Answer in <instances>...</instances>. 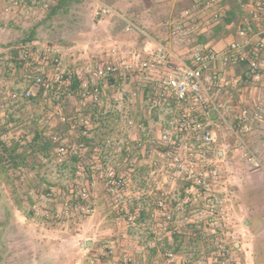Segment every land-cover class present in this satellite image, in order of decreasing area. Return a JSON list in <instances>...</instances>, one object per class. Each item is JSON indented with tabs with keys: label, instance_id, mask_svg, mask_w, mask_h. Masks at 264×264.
Listing matches in <instances>:
<instances>
[{
	"label": "built area",
	"instance_id": "built-area-1",
	"mask_svg": "<svg viewBox=\"0 0 264 264\" xmlns=\"http://www.w3.org/2000/svg\"><path fill=\"white\" fill-rule=\"evenodd\" d=\"M193 1L196 7L202 9H211L219 2ZM2 2L3 12L7 15H17L23 9L49 7V0ZM113 12L108 6H99L95 13L102 16ZM192 13L187 9L183 16L190 19ZM214 16L219 18V12H215ZM263 16L264 0H257L252 17L260 21ZM132 28L134 26L128 24L126 31ZM180 30V27L174 28L173 32L175 34ZM239 35L245 41L233 42L222 52L198 48L191 63L177 58L169 44L160 43L152 53L144 54L138 50L126 52L117 42L110 41L104 45L101 60L89 70V77H81L78 90L72 87L75 77L64 68L62 50L58 45L34 43L18 48L19 78L24 86L11 88L10 83L1 80L0 94L23 104L32 102L39 93L38 101L44 108L60 100H74L75 119L82 126L85 139L70 143L55 127L47 128L44 134L55 147V162L60 166L58 176L65 181L68 194L65 191L57 192L54 188L46 192L39 190L29 202L33 214L44 218H62L75 212L81 220L91 221L96 211L93 183L89 180L93 172L103 180L111 205L123 213L129 227L138 231L136 238L139 239L142 234H155L153 239H149L148 247L156 249L158 241L170 240L183 233L184 228L202 227L205 229V241L214 243L215 258L219 264H242L231 257V248L220 232L232 207L228 185L233 174L219 159L216 136L203 120L212 111L226 120L220 108L219 96L231 93L219 78L210 73L212 64L217 61L225 64L248 61L251 78H261L264 74V42L245 48L251 40L246 18L239 28ZM2 71L0 61V74ZM115 77L121 79L123 86L135 80L140 86L149 87L145 95L147 107L163 116L165 128L158 137L149 140L127 141L122 138L114 142L109 138L108 145L113 150L101 157L97 151L102 145L98 144L93 155L94 163L89 169L83 162V154L88 142L94 143V138L91 124L78 114L89 106L102 111L110 106L111 98L121 102V92L113 91L114 95L110 98L105 85ZM231 86L237 87L235 84ZM47 113V120L56 117L63 124H77L59 104L53 105ZM249 120V115L243 116L229 127L237 135L239 130L248 132ZM133 121L128 120V124L142 128V124H134ZM9 137L5 136L6 139ZM123 148L125 154L122 155ZM73 159L76 160L74 164ZM247 160L256 166L260 164L252 154L247 155ZM141 162L145 164V173L140 188L134 191L131 176L140 169ZM65 194L67 197L63 196ZM53 201H60V204L48 209ZM135 202H139V205ZM121 238H126V234H122ZM96 255L89 264H114L115 249L112 244L99 247ZM158 256L161 258L159 264L190 262L173 249L158 251ZM132 259L125 252L120 264H131Z\"/></svg>",
	"mask_w": 264,
	"mask_h": 264
},
{
	"label": "rangeland",
	"instance_id": "rangeland-1",
	"mask_svg": "<svg viewBox=\"0 0 264 264\" xmlns=\"http://www.w3.org/2000/svg\"><path fill=\"white\" fill-rule=\"evenodd\" d=\"M109 1H116L114 3L116 19L96 25L94 22L96 0H68L66 5L53 16L50 15V11L59 0H49V7L46 9H23L17 15L5 14L3 2L0 0V61L3 64L0 81L5 80L10 83L11 88H21L24 85L19 78L18 48L34 43L58 45L62 50L64 68L73 73L75 78H88L89 70L102 58L104 45L113 41L108 36L109 25L113 24L115 29L125 27L119 19L121 18L119 14H124V7L129 6L132 0ZM126 32L136 35L133 28ZM176 45L174 42L170 45L174 53L188 62L190 52L181 54L175 50ZM65 101L66 99L54 102L45 106V109L39 101L20 104L13 102L7 95L0 96V113L6 111L8 115L7 117L3 115L6 117L8 128H4L3 116L0 115V142L3 139L7 140L4 136L11 137L12 134H15L12 138L23 139L15 151H13L15 144L7 147L4 151L5 162L0 165V184L3 190V199H0V264H89L90 260L97 256L96 250L99 247L111 244L114 246L115 256H119L117 262L115 261L116 264H120L121 256L125 252L133 258L131 264H159L161 258L158 256V251L163 252L168 249H173L181 256L187 257L190 260L189 264H219L215 258L214 243L205 241L203 238L205 229L202 227H187L183 229V233L170 240L158 241V247L155 249L157 251L154 252L147 243L155 234H142L137 239L138 231L129 227L124 221L123 213L111 205L103 180L97 174L93 175L91 170L89 180L93 183L96 203L95 215L91 221L81 220L75 212L69 217L62 218H44L31 213L29 202L39 190L46 192L54 188L57 192L65 191L68 194L65 181L58 176L60 166L55 162V147L50 145L48 137L44 134L49 125L52 124L56 130L65 135L70 143L85 141L81 137L83 128L75 119L77 116L68 115L73 118V122H77V124L73 123L74 126L68 124V129L73 130V133L67 131V126H64L58 118L47 120L49 116L47 111L52 109L53 105L59 104L64 107L67 114H70V109L76 107V104L72 102V105ZM84 110L89 113L96 109L86 107ZM98 112L100 114L101 111ZM37 116L39 120L36 123L34 119ZM89 123L91 124V120ZM38 127L41 131L45 128V132L39 135L40 138L36 137L39 133ZM9 130L13 133L11 134ZM91 131L95 141L88 142L83 154V162L89 169L94 163L93 155L98 144L102 145L97 151L101 157H105L113 150L107 141L111 135L109 132L104 129L96 131L93 128ZM2 149L3 147H0V155ZM19 155L27 159L24 160V164L17 167L16 173H13L12 157ZM75 161L73 159L72 164ZM230 166L232 168L229 170L233 177L228 187L232 195L230 201L232 207L225 217L226 223L220 228L221 236L226 243L228 242L234 260L242 264H256V255L258 252H263L261 263L264 264V206H258L255 211L250 212L236 202L234 188L237 182L236 171L233 168L236 166L235 162ZM133 173L132 185L136 191L140 188L145 168L141 166ZM231 184H233L232 189ZM67 194L63 196L67 197ZM135 203L139 205V202ZM57 204L59 205L60 201L51 202L48 209ZM245 220L251 221L252 224L246 225ZM3 221L7 222L4 228L1 225ZM122 234H126V238L122 239ZM89 242H92V245Z\"/></svg>",
	"mask_w": 264,
	"mask_h": 264
},
{
	"label": "crops",
	"instance_id": "crops-1",
	"mask_svg": "<svg viewBox=\"0 0 264 264\" xmlns=\"http://www.w3.org/2000/svg\"><path fill=\"white\" fill-rule=\"evenodd\" d=\"M96 1L97 8L108 6L113 10L115 9L114 3L116 1ZM256 1L219 0L213 8L202 9L199 6L196 7L193 0H132L129 6L124 7V14H119L121 17L119 19L122 20L121 22L124 23L125 27L115 29V26L110 24L108 36L126 52L138 50L144 54L152 53L160 43L172 45L174 42L177 44L175 50L179 53L187 54L190 52L191 56L188 58V63H191V59L198 48L206 47L222 52L233 42H244L245 38L239 35V28L245 18L248 20L251 38L250 45L245 48L256 46L260 41L264 42V16L260 21L254 20L252 17V10ZM187 9L193 12L190 19L183 16ZM215 12H219V18H215ZM116 14L115 11L111 16L110 14L96 16L94 22L96 25L107 20L111 22L112 19H116L114 17ZM131 23H133V30L136 33L134 36L126 32L127 25ZM179 27L182 31L174 34L173 29ZM177 58H179L178 55ZM179 59L183 60L182 58ZM248 65V61H237L229 64L217 61L212 64L210 73L219 78L227 89L231 90V93H224L219 96L220 108L226 120H223L213 111L203 120L216 136L215 146L219 159L229 168H232L230 164H234V162L237 166H235L236 168L233 167L236 171L237 182L234 188L237 196L236 202L244 209L253 212L258 206H264V74L261 78H251L248 73ZM80 81L81 77L74 78L77 90ZM22 84L24 83L22 82ZM232 84L237 87H232ZM105 85L110 98L114 95L113 91H116V93L121 92L123 99L121 102H117L111 98L110 106L103 108L104 111H101L100 114L96 108H94L95 111L89 113L82 110L78 116L83 115L88 121L91 120V128L96 131L106 130L111 134L110 139L114 142L122 138L127 141L149 140L161 134L165 128L164 118L158 112L150 111L145 101L149 87L140 86L135 80L123 86L118 77L110 78ZM132 92H135L136 95ZM65 102L75 103L71 99H66ZM2 107L4 106L2 105ZM20 108L22 110V107ZM70 110L68 115L75 116L76 107L73 106ZM0 115L8 116L6 111L1 112ZM246 115H249L250 118L248 123L250 130L248 132L239 130V134H235L229 126L239 122ZM6 117L3 116L2 118L4 128H8ZM132 119L134 124H142V128L129 125L128 120ZM34 120L37 123L39 116L35 117ZM69 125L64 124L67 126V131L73 133V130L68 129ZM51 126L53 125L50 124L49 127ZM44 129L42 128L41 131L38 127V134L45 132ZM9 132L13 133L12 130ZM14 136L15 134H12L9 139ZM81 137L84 139L83 136ZM123 154H125V148L122 149ZM251 154L259 160L258 166L248 162L247 155ZM141 166L145 168L144 162H141ZM258 180L260 181L258 182ZM245 222L246 225L249 224V220H245ZM34 246L36 251V241ZM153 251L156 252L157 250L153 249ZM118 258L119 256L114 257V264Z\"/></svg>",
	"mask_w": 264,
	"mask_h": 264
},
{
	"label": "trees",
	"instance_id": "trees-1",
	"mask_svg": "<svg viewBox=\"0 0 264 264\" xmlns=\"http://www.w3.org/2000/svg\"><path fill=\"white\" fill-rule=\"evenodd\" d=\"M68 2V0H59V3L55 6V7H53L52 9H51V11H50V15L51 16H53V15H55L59 10H60V8H62V7H64L65 5H66V3ZM17 63L19 64V62H18V60H17ZM72 87L74 88V89H76V87H77V85H76V83L74 82L73 83V85H72ZM39 96H40V94L38 93V95L37 96H35V97H33V100L34 101H38L39 100ZM40 134H37L36 135V137H39L40 138V136L42 135H40ZM5 137V136H4ZM23 139H21V138H11V139H9V140H5V139H3L1 142H0V147L2 148L3 147V149H2V151H1V155H0V165H3L4 164V162H5V152L4 151H6L7 150V147H9V145H11V144H15L16 146H14V148H13V151H15L16 150V147L18 146V145H20L23 141H22ZM49 140V139H48ZM49 143H50V145L54 148V145H53V143H51V141L49 140L48 141ZM48 143V144H49ZM13 158V161H12V166H13V173H16V169H17V167L18 166H20V165H22V164H24V160H26L27 158L25 157V156H16V157H12ZM17 158H20V159H17ZM0 199H3V190H2V187H1V184H0ZM96 204V203H95ZM31 213H33L32 211H31ZM7 222L5 221H3V222H1V225H2V227L4 228V226H5V224H6ZM249 223H251V221L249 222ZM252 224V223H251ZM258 249V244L256 243V250ZM258 251V250H257ZM261 253H263V252H258V254L256 255V264H263V263H261L262 262V254ZM3 254V253H2ZM1 260H3V255H1Z\"/></svg>",
	"mask_w": 264,
	"mask_h": 264
},
{
	"label": "water",
	"instance_id": "water-1",
	"mask_svg": "<svg viewBox=\"0 0 264 264\" xmlns=\"http://www.w3.org/2000/svg\"><path fill=\"white\" fill-rule=\"evenodd\" d=\"M90 245H92V242H89Z\"/></svg>",
	"mask_w": 264,
	"mask_h": 264
}]
</instances>
